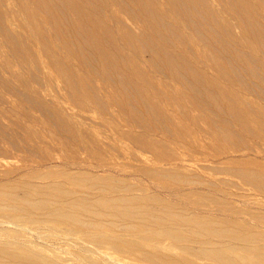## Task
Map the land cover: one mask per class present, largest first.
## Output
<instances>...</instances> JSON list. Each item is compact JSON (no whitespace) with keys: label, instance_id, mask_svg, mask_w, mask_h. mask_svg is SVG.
Returning <instances> with one entry per match:
<instances>
[{"label":"bare ground","instance_id":"1","mask_svg":"<svg viewBox=\"0 0 264 264\" xmlns=\"http://www.w3.org/2000/svg\"><path fill=\"white\" fill-rule=\"evenodd\" d=\"M0 120V264H264V0H0Z\"/></svg>","mask_w":264,"mask_h":264},{"label":"rangeland","instance_id":"2","mask_svg":"<svg viewBox=\"0 0 264 264\" xmlns=\"http://www.w3.org/2000/svg\"><path fill=\"white\" fill-rule=\"evenodd\" d=\"M159 77H161V76H159ZM162 78V77H161ZM52 88H54V87H52ZM51 90V89H50ZM52 92L53 91H55V90H51ZM107 91L108 92H112V89H110V88H107ZM33 114H35V115H37V112H33ZM3 121H1V123H6L7 121L5 120V122H4V119H2ZM187 122H189V121H187ZM87 123H89V124H93V125H95L96 124V122L95 123H93V121H87ZM3 124V125H4ZM97 125V126H96ZM95 126L96 127H98L99 125L98 124H96ZM239 130V129H238ZM156 132H158V131H156ZM108 133H110V132H108ZM152 133V132H151ZM159 133V132H158ZM158 133H157V135H158ZM153 134H155V133H153ZM162 134V133H161ZM160 134V136H162ZM110 137H111V134H108ZM164 135H165V133H164ZM166 136V135H165ZM44 137H46V138H42L43 140L42 141H44L45 143H48L49 141V144L51 145V147H53L52 146V142H54L55 140L52 138V136L50 135V132L49 131H45L44 132ZM157 137H159V136H157ZM252 138V137H251ZM17 139V138H16ZM54 141H53V140ZM256 139V140H255ZM10 140V139H9ZM15 140V139H14ZM18 140V139H17ZM252 141H254V142H256V143H259L258 145H259V153L258 154H262V155H264V142H262L260 139V142H259V140H258V138H252L251 139ZM257 140H258V142H257ZM46 141H48V142H46ZM14 142V144L17 142V144H18V141H13L12 140V142H11V144ZM8 143H10L9 141H8ZM38 144H40L41 145V143H38ZM1 145H3L2 143H1ZM5 145V147H8V145L7 144H4ZM3 145V146H4ZM15 147H16V144H15ZM29 154V155H28ZM26 157L28 158V157H30V158H36L34 155H31L30 153H26ZM33 156V157H32ZM253 157V156H252ZM31 161V160H30ZM120 161H124L125 162V159H120ZM121 163H123V162H121ZM218 175H222L224 178H225V176L227 177L228 175H225V174H218ZM221 176V177H222ZM237 177H235V178H230L232 181H233V183L232 184H234V185H236V184H238V186L236 185L235 186V188H238L239 189V191H242L243 193H247L251 188H250V186H247V185H244V184H242V183H236L235 184V182H239V180H238V178L236 179ZM135 179H136V181H135ZM135 179H131V181H133V182H142V181H146L144 178H141V177H138V179L137 178H135ZM141 179V180H140ZM234 179V180H233ZM138 180V181H137ZM236 180V181H235ZM239 184H241V185H239ZM247 187V189H248V187L250 188V189H246V187ZM239 187H241V188H239ZM242 187H243V189H242ZM245 189V190H244ZM247 190V191H246ZM251 191H252V194H254L255 192H253V190H250V192H248L249 194L251 193ZM39 231H40V229H38ZM43 229H41V231H42ZM46 232H44V234H45ZM45 238H47V237H45ZM51 239H53V240H51ZM56 242H55V241ZM50 241L52 242H54V249H56V251L57 252H59L62 256H66V257H71V256H73V252H74V250H76V247H74V246H70V244H66L62 239H57L56 240V237H54V236H50ZM58 241H60V242H58ZM57 243V244H56ZM66 247V248H65ZM60 249V250H59ZM105 250H108V248H107V245H105V248H104ZM64 252V253H63ZM66 252V253H65ZM71 254V255H70Z\"/></svg>","mask_w":264,"mask_h":264}]
</instances>
